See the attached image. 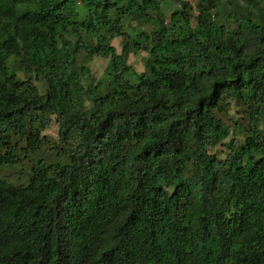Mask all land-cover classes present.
Instances as JSON below:
<instances>
[{
  "label": "trees",
  "instance_id": "obj_1",
  "mask_svg": "<svg viewBox=\"0 0 264 264\" xmlns=\"http://www.w3.org/2000/svg\"><path fill=\"white\" fill-rule=\"evenodd\" d=\"M245 1L231 28L215 0H0V170L60 156L0 177V264H264V0Z\"/></svg>",
  "mask_w": 264,
  "mask_h": 264
},
{
  "label": "rangeland",
  "instance_id": "obj_2",
  "mask_svg": "<svg viewBox=\"0 0 264 264\" xmlns=\"http://www.w3.org/2000/svg\"><path fill=\"white\" fill-rule=\"evenodd\" d=\"M182 1L189 2L193 7V13H197L198 10V2L200 0H163V8L165 14L168 16L170 13L177 7H181ZM217 6L213 9L215 13V18L220 23H225L229 25L231 28L237 27V24L233 20L228 19V14L233 11H242L247 9H254L251 5L249 6L245 0H215ZM75 9L79 13V19L83 20L88 16V9L82 2H77ZM196 20H193V25H195ZM125 30L129 31L132 35H137L141 31L152 32L154 29V25L150 23H141L136 20L125 21L123 25ZM111 43L116 46L118 52L122 51L123 39L121 36H116L112 38ZM148 57L147 51H139L137 53H130L128 63L131 64L133 70L136 72H142L146 70V58ZM110 55L109 54H99L96 55L91 61L90 66L92 68V79L90 81L84 80L82 82L83 89L88 88L89 84L97 83V81H102L103 83L108 79L107 73H105V69L109 63ZM18 75L22 78L26 77V74L21 70H16ZM35 83L39 87L41 91L44 90V86L35 80ZM87 106L89 104L87 103ZM230 115L234 118L237 116L241 117V106L235 105L231 109ZM51 123L50 125L43 131V134L47 136V138L51 141H58L59 138V125L60 122L57 120L55 115H51ZM211 153L222 154L226 153V146L218 144L215 147L210 148ZM223 153V154H224ZM59 155L55 150H48L46 146H42L39 150L32 154H22L21 160L13 165V166H5L0 170V177H6L15 182L14 184H21V182H25L26 184L29 182L32 174V168L38 160L44 159L47 162H55L59 160ZM28 175V178H27ZM23 184V183H22Z\"/></svg>",
  "mask_w": 264,
  "mask_h": 264
}]
</instances>
